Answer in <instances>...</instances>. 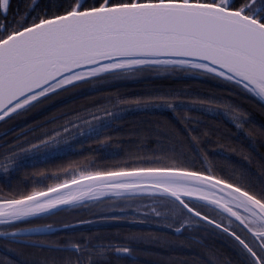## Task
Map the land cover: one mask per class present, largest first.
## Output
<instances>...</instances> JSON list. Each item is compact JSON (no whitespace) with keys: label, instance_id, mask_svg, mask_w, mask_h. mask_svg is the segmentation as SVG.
<instances>
[{"label":"snow or ice","instance_id":"1","mask_svg":"<svg viewBox=\"0 0 264 264\" xmlns=\"http://www.w3.org/2000/svg\"><path fill=\"white\" fill-rule=\"evenodd\" d=\"M38 4L39 0H27L26 10L12 12L9 20L11 0H0V121L80 83L127 74L135 66L201 70L264 107V0H92L90 4L68 0L51 15L44 11L32 16ZM225 108L238 112L232 105ZM102 110L107 117L115 116L108 108ZM90 115L92 121H102L95 112ZM79 118L97 136L110 126ZM244 123L237 119L235 127ZM69 125L79 127L68 121L61 126L65 133L70 132ZM61 137L60 131L45 133L28 148L20 145V151L56 147ZM182 155L169 157L171 163L154 159L132 167L65 169L55 183L39 186L38 181L31 192L0 196V225L15 227L14 222L54 215L64 207H86L111 190L133 209L139 204L141 218L155 216L172 220V226L180 224L177 233L205 221L233 239L243 264H264V185L257 187L243 177L229 179L210 168L198 171L182 161ZM14 161L15 156H0V169L8 170ZM146 199L151 202L144 203ZM7 235L14 240L19 233ZM87 247L79 242L70 245L76 264H84ZM115 250L130 251L120 246ZM66 264H72L71 258ZM87 264L99 260L89 258Z\"/></svg>","mask_w":264,"mask_h":264},{"label":"trees","instance_id":"2","mask_svg":"<svg viewBox=\"0 0 264 264\" xmlns=\"http://www.w3.org/2000/svg\"><path fill=\"white\" fill-rule=\"evenodd\" d=\"M67 2L39 0L32 16L44 11L51 15ZM82 2L90 4L92 0ZM26 4L27 0H11L8 19H12V12H24ZM225 105L234 106L243 115L228 112ZM103 108L115 116L107 117ZM93 112L102 121H92ZM24 115L16 126L0 133V156H15L8 170L0 169L2 197L31 192L38 181L39 186L55 183V177H62L65 169L132 167L154 159L171 163L169 157L181 153V160L198 171L210 168L229 179L243 177L257 187L264 185V107L251 95L201 70L135 66L127 74L109 75L61 91ZM79 117L96 126L102 122L110 126L97 136ZM237 119L245 121L239 129L235 127ZM68 121L79 127L69 125L70 132L65 133L61 126ZM54 131L62 133L56 147L20 151V145L28 148ZM132 211L136 218L125 215ZM209 214L219 220L214 213ZM14 224L0 225L5 234H23L14 240L0 237V264H66L69 258L76 264V256L69 250L76 242L88 246L87 255L82 257L84 264L89 258L98 259L99 264H243L236 243L205 222L186 225L177 233L175 227L180 224L172 226V220L155 216L141 218L139 204L133 209L112 194L90 200L86 207H65L54 215ZM117 246L130 251L117 253Z\"/></svg>","mask_w":264,"mask_h":264},{"label":"rangeland","instance_id":"3","mask_svg":"<svg viewBox=\"0 0 264 264\" xmlns=\"http://www.w3.org/2000/svg\"><path fill=\"white\" fill-rule=\"evenodd\" d=\"M25 113L21 114V115H15L13 114L11 118H5L6 120L4 122L1 123L0 125V133H3L9 129H11L12 127L16 126L17 123L19 122V120L21 118H23L25 115ZM110 194V193H109ZM121 202V201H120ZM106 207L110 206V205H105ZM111 207V206H110ZM109 207V208H110ZM113 207V206H112ZM114 208V207H113ZM112 208V209H113ZM105 209V208H103ZM100 223V222H99ZM45 228L41 229V230H44ZM51 229V228H50Z\"/></svg>","mask_w":264,"mask_h":264},{"label":"water","instance_id":"4","mask_svg":"<svg viewBox=\"0 0 264 264\" xmlns=\"http://www.w3.org/2000/svg\"><path fill=\"white\" fill-rule=\"evenodd\" d=\"M1 122V121H0ZM109 191V193L111 194V190H108ZM65 208V207H64ZM203 222H205V221H203ZM206 223V222H205ZM210 226H212V225H210ZM213 227V226H212ZM217 230H219V229H217ZM220 231V230H219ZM221 232V231H220ZM223 233V232H222ZM225 235H227L226 233H224ZM23 234H19L18 236H22ZM228 236V235H227ZM3 237H10L9 235H7V234H5V236H3ZM3 237H1V238H3ZM228 237H230V236H228ZM231 238V237H230ZM232 239V238H231ZM233 240V239H232Z\"/></svg>","mask_w":264,"mask_h":264}]
</instances>
